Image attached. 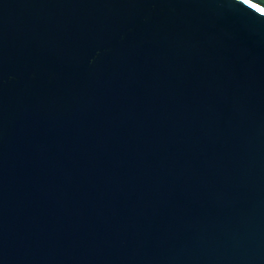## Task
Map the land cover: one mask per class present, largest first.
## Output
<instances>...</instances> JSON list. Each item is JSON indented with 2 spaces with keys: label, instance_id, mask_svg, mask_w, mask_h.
Segmentation results:
<instances>
[{
  "label": "water",
  "instance_id": "water-1",
  "mask_svg": "<svg viewBox=\"0 0 264 264\" xmlns=\"http://www.w3.org/2000/svg\"><path fill=\"white\" fill-rule=\"evenodd\" d=\"M0 264H264V0H0Z\"/></svg>",
  "mask_w": 264,
  "mask_h": 264
}]
</instances>
